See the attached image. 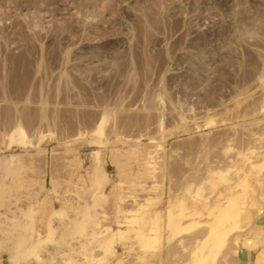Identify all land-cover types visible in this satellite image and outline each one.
Masks as SVG:
<instances>
[{"label": "rangeland", "instance_id": "374dc122", "mask_svg": "<svg viewBox=\"0 0 264 264\" xmlns=\"http://www.w3.org/2000/svg\"><path fill=\"white\" fill-rule=\"evenodd\" d=\"M264 213V0H0V264H248Z\"/></svg>", "mask_w": 264, "mask_h": 264}, {"label": "crops", "instance_id": "0c3cea01", "mask_svg": "<svg viewBox=\"0 0 264 264\" xmlns=\"http://www.w3.org/2000/svg\"><path fill=\"white\" fill-rule=\"evenodd\" d=\"M254 223V232L245 241L244 252L248 264H264V213Z\"/></svg>", "mask_w": 264, "mask_h": 264}]
</instances>
